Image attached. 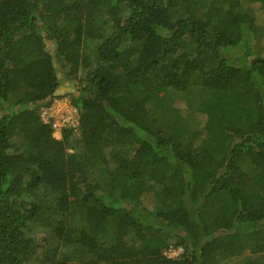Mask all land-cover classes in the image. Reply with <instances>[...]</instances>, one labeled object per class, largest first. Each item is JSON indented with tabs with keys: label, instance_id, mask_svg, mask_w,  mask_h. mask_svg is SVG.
Masks as SVG:
<instances>
[{
	"label": "trees",
	"instance_id": "obj_1",
	"mask_svg": "<svg viewBox=\"0 0 264 264\" xmlns=\"http://www.w3.org/2000/svg\"><path fill=\"white\" fill-rule=\"evenodd\" d=\"M262 43L264 0H0V264H264Z\"/></svg>",
	"mask_w": 264,
	"mask_h": 264
},
{
	"label": "built area",
	"instance_id": "obj_2",
	"mask_svg": "<svg viewBox=\"0 0 264 264\" xmlns=\"http://www.w3.org/2000/svg\"><path fill=\"white\" fill-rule=\"evenodd\" d=\"M40 116L45 124L52 126L56 138L61 137L63 129L77 130L79 125V112L67 98L55 99L51 104L43 106Z\"/></svg>",
	"mask_w": 264,
	"mask_h": 264
},
{
	"label": "rangeland",
	"instance_id": "obj_3",
	"mask_svg": "<svg viewBox=\"0 0 264 264\" xmlns=\"http://www.w3.org/2000/svg\"><path fill=\"white\" fill-rule=\"evenodd\" d=\"M257 15L258 16H263L261 11H260V9L257 10ZM262 21L263 20L261 18L260 22H262ZM261 46H262V50H263L262 53L264 54V44L262 43ZM239 54H240V60H241L245 54H243L242 50L239 51ZM66 98L68 100H70L69 97H66ZM234 101L235 100L230 98L229 96L223 95L218 100L213 101V104L211 106H209L208 108H205V112L213 111L212 113H213L215 119H218V118L222 117V115H224L227 119L230 120V122L232 124L236 125L237 124V120L239 118V113H238V110L235 107L236 103ZM179 106L183 107L184 106L183 102H179ZM195 120L200 122L201 125H203V126L204 125H206V126L210 125L211 126L210 117H208L207 114L206 115H204V114L197 115V117L195 115ZM147 201H149V200H147ZM181 253H182V249L178 248V249L170 250L169 252H167V255H168V257L176 258ZM240 260H242V259L240 258ZM240 260H235V259L234 260H230L226 264H238V262Z\"/></svg>",
	"mask_w": 264,
	"mask_h": 264
}]
</instances>
